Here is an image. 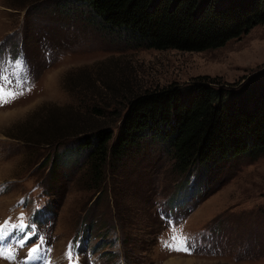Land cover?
Segmentation results:
<instances>
[{
    "label": "rangeland",
    "instance_id": "374dc122",
    "mask_svg": "<svg viewBox=\"0 0 264 264\" xmlns=\"http://www.w3.org/2000/svg\"><path fill=\"white\" fill-rule=\"evenodd\" d=\"M124 36L79 2L0 0V88L16 93L0 92V224L23 214V234L36 229L23 246L21 234L0 239V264H27L37 244L29 264H264V154L226 159L183 184L166 146L144 137L110 152L94 181L72 137L45 141L105 124L112 149L128 97L198 77L244 83L226 92L227 105L245 90L264 95V26L203 51L137 47ZM174 234L195 250L166 247Z\"/></svg>",
    "mask_w": 264,
    "mask_h": 264
},
{
    "label": "trees",
    "instance_id": "16d2710c",
    "mask_svg": "<svg viewBox=\"0 0 264 264\" xmlns=\"http://www.w3.org/2000/svg\"><path fill=\"white\" fill-rule=\"evenodd\" d=\"M67 1L84 4L105 29L125 33L137 47L203 51L222 46L255 25L264 26V0L222 9L217 0H205L202 6L200 0ZM222 84L203 76L186 85L173 83L132 94L119 117L112 149L113 130L105 124L69 134L60 130L45 141L72 137L74 147L85 149L95 181L102 178L110 152L121 156L149 137L166 146L184 184L190 175L206 174L218 162L264 154V95L245 90L227 105L226 92L237 91L244 83ZM251 100L254 108L247 110ZM52 157L55 163L57 155Z\"/></svg>",
    "mask_w": 264,
    "mask_h": 264
},
{
    "label": "snow or ice",
    "instance_id": "6c2138e0",
    "mask_svg": "<svg viewBox=\"0 0 264 264\" xmlns=\"http://www.w3.org/2000/svg\"><path fill=\"white\" fill-rule=\"evenodd\" d=\"M17 64L21 63V60H17L16 61ZM25 79H27V77H25ZM19 82V81H18ZM0 92H3V94L5 96L8 97H14L16 95V93L12 92V91H7L4 92L3 88H0ZM5 103L7 101H4ZM23 214H21V219H20V223L19 224H12L11 228H8V221L5 220L3 224H0V239H2L5 236H8L10 232H12V230H19L22 233L24 232V229L28 227V225H26L24 223L23 220ZM33 230L31 233H25L23 235V239H18L16 241L17 244L23 246L27 240H29L31 238V236L36 234V229L35 226H32ZM4 229H7V231H3ZM172 243H169L168 241L164 242V245L166 247H168L170 250H175L178 252H185V253H189L191 254L194 250H195V243L192 241V239L190 237H185V236H177V235H173L171 238ZM43 240V237H41V241ZM40 247L39 244H37L36 246H34L33 248H30L27 254L26 259H32L33 257V253L37 252L38 248ZM3 254L7 255L8 258H12V253L10 251H5ZM73 254L72 252V242L69 243V250L67 252V255L69 257H71ZM23 264V262H22Z\"/></svg>",
    "mask_w": 264,
    "mask_h": 264
}]
</instances>
